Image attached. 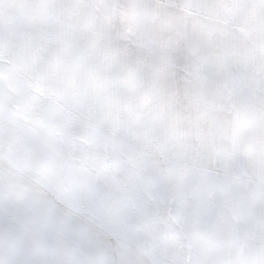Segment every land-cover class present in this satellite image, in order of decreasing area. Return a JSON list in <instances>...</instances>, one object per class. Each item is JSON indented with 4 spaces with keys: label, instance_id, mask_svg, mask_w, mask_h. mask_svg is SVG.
I'll use <instances>...</instances> for the list:
<instances>
[{
    "label": "clouds",
    "instance_id": "1",
    "mask_svg": "<svg viewBox=\"0 0 264 264\" xmlns=\"http://www.w3.org/2000/svg\"><path fill=\"white\" fill-rule=\"evenodd\" d=\"M0 264H264V0H0Z\"/></svg>",
    "mask_w": 264,
    "mask_h": 264
}]
</instances>
